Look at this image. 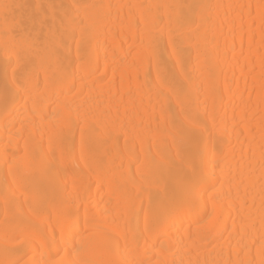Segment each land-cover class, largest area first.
I'll return each instance as SVG.
<instances>
[{"label": "bare ground", "instance_id": "6f19581e", "mask_svg": "<svg viewBox=\"0 0 264 264\" xmlns=\"http://www.w3.org/2000/svg\"><path fill=\"white\" fill-rule=\"evenodd\" d=\"M54 260L264 264V0H0V264Z\"/></svg>", "mask_w": 264, "mask_h": 264}, {"label": "snow or ice", "instance_id": "6c2138e0", "mask_svg": "<svg viewBox=\"0 0 264 264\" xmlns=\"http://www.w3.org/2000/svg\"><path fill=\"white\" fill-rule=\"evenodd\" d=\"M5 7H8V6L5 5ZM73 229H75V224L70 225V235H69V237H68V239L66 241V243H68V244H72L73 243L74 237L71 235V231ZM51 264H75V262L74 261H70V260L69 261H63V262L54 260V261L51 262Z\"/></svg>", "mask_w": 264, "mask_h": 264}, {"label": "rangeland", "instance_id": "374dc122", "mask_svg": "<svg viewBox=\"0 0 264 264\" xmlns=\"http://www.w3.org/2000/svg\"><path fill=\"white\" fill-rule=\"evenodd\" d=\"M23 260L21 259V261H19L20 263L22 262Z\"/></svg>", "mask_w": 264, "mask_h": 264}]
</instances>
